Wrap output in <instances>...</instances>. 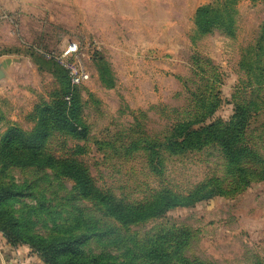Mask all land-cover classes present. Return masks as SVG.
Returning a JSON list of instances; mask_svg holds the SVG:
<instances>
[{
  "label": "rangeland",
  "instance_id": "1",
  "mask_svg": "<svg viewBox=\"0 0 264 264\" xmlns=\"http://www.w3.org/2000/svg\"><path fill=\"white\" fill-rule=\"evenodd\" d=\"M220 4L232 9L233 23L199 35L197 9ZM70 44L78 45L73 64L89 75L77 86L88 133L55 132L44 152L79 160L103 192L136 205L163 188L184 195L211 180L228 190L231 165L217 148L170 156L146 146L202 115L204 125L228 123L238 105L257 104L247 138L264 157V0H0V160L11 129L34 132L37 105L59 90L42 56L60 57ZM211 107L214 115L206 117ZM150 156L162 160L156 172ZM30 172L35 169L7 175L23 181ZM159 230L187 235L190 258L264 264V182L238 197L172 209L132 227L141 236ZM4 245L36 255L11 247L0 233Z\"/></svg>",
  "mask_w": 264,
  "mask_h": 264
},
{
  "label": "trees",
  "instance_id": "2",
  "mask_svg": "<svg viewBox=\"0 0 264 264\" xmlns=\"http://www.w3.org/2000/svg\"><path fill=\"white\" fill-rule=\"evenodd\" d=\"M194 21L196 32L207 35L217 26L231 25L233 11L226 4L203 6ZM42 57L59 90L37 105L34 132L13 128L1 144L6 157L0 160V233L7 244L30 248L43 264H212L188 257L187 235L159 230L154 236H141L132 227L172 209L192 208L215 197H238L252 184L264 182V157L248 145L247 138L256 112L251 105L257 104L238 105L228 123L204 125L203 115L183 121L170 129L162 143L144 148L180 156L215 147L231 165L228 190L219 187L222 180H211L189 194L163 188L151 201L129 205L100 190L79 160L57 159L44 152L53 133L85 138L88 129L80 119L79 92L69 72L54 57ZM214 111L211 107L203 114L212 117ZM148 166L156 172L162 160L150 156ZM30 168L35 172L23 181L7 175L11 169ZM258 259L255 264H262Z\"/></svg>",
  "mask_w": 264,
  "mask_h": 264
},
{
  "label": "crops",
  "instance_id": "3",
  "mask_svg": "<svg viewBox=\"0 0 264 264\" xmlns=\"http://www.w3.org/2000/svg\"><path fill=\"white\" fill-rule=\"evenodd\" d=\"M190 16V15H189ZM13 82V81H12ZM14 86V85H13ZM14 95V93H11ZM22 95L28 96L29 92L22 91ZM12 98H15L12 96ZM0 264H43L41 260L26 249H8L7 245L0 247Z\"/></svg>",
  "mask_w": 264,
  "mask_h": 264
},
{
  "label": "built area",
  "instance_id": "4",
  "mask_svg": "<svg viewBox=\"0 0 264 264\" xmlns=\"http://www.w3.org/2000/svg\"><path fill=\"white\" fill-rule=\"evenodd\" d=\"M78 52L77 44H70L68 49L65 51L63 55L60 57H54L65 69L69 72V76L71 78V82L73 85H80L89 79V75L87 73L79 71L78 68L73 64L71 60Z\"/></svg>",
  "mask_w": 264,
  "mask_h": 264
},
{
  "label": "water",
  "instance_id": "5",
  "mask_svg": "<svg viewBox=\"0 0 264 264\" xmlns=\"http://www.w3.org/2000/svg\"><path fill=\"white\" fill-rule=\"evenodd\" d=\"M4 77H5V74L2 70V66L0 65V81H2L4 79Z\"/></svg>",
  "mask_w": 264,
  "mask_h": 264
}]
</instances>
